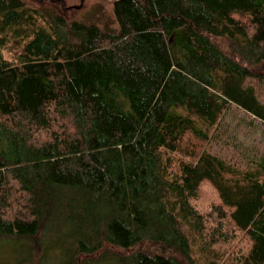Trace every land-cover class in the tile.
Segmentation results:
<instances>
[{"label":"trees","instance_id":"16d2710c","mask_svg":"<svg viewBox=\"0 0 264 264\" xmlns=\"http://www.w3.org/2000/svg\"><path fill=\"white\" fill-rule=\"evenodd\" d=\"M26 1L0 0V241L264 264V0H111L112 29Z\"/></svg>","mask_w":264,"mask_h":264},{"label":"rangeland","instance_id":"374dc122","mask_svg":"<svg viewBox=\"0 0 264 264\" xmlns=\"http://www.w3.org/2000/svg\"><path fill=\"white\" fill-rule=\"evenodd\" d=\"M62 1H64V10L60 3L49 0H27L26 2L42 11L56 12L68 20H77L86 24L94 23L101 28H115L111 0ZM5 56L9 58L10 54L5 52ZM248 120L244 112L231 108L222 123L224 125L222 136L227 137L230 132L234 134L237 128L240 132L237 139L251 145V149H254L261 137L263 127L254 121L253 124H249ZM64 241L65 239L59 234L47 238L45 236L36 241V249H32V245L26 242L0 241V264H63V262L59 263L57 258L68 249L69 245ZM93 258L91 259L94 261Z\"/></svg>","mask_w":264,"mask_h":264},{"label":"water","instance_id":"95a60500","mask_svg":"<svg viewBox=\"0 0 264 264\" xmlns=\"http://www.w3.org/2000/svg\"><path fill=\"white\" fill-rule=\"evenodd\" d=\"M49 1H52V2H54V3H60L61 4V6H62V9L64 10L65 8H64V1H62V0H49ZM82 3V2H81ZM171 42H172V37L170 38V40H169V44H171Z\"/></svg>","mask_w":264,"mask_h":264}]
</instances>
